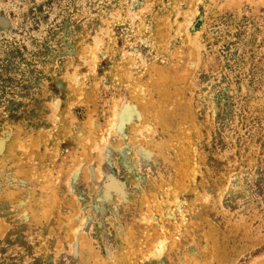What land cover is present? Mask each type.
<instances>
[{
    "label": "rangeland",
    "instance_id": "1",
    "mask_svg": "<svg viewBox=\"0 0 264 264\" xmlns=\"http://www.w3.org/2000/svg\"><path fill=\"white\" fill-rule=\"evenodd\" d=\"M0 264H264V0H0Z\"/></svg>",
    "mask_w": 264,
    "mask_h": 264
}]
</instances>
